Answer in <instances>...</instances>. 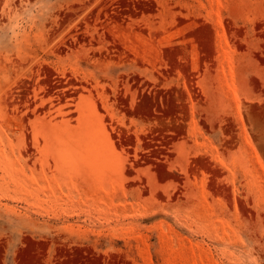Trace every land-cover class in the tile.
Instances as JSON below:
<instances>
[{
    "label": "rangeland",
    "instance_id": "obj_1",
    "mask_svg": "<svg viewBox=\"0 0 264 264\" xmlns=\"http://www.w3.org/2000/svg\"><path fill=\"white\" fill-rule=\"evenodd\" d=\"M0 264H264V0H0Z\"/></svg>",
    "mask_w": 264,
    "mask_h": 264
}]
</instances>
